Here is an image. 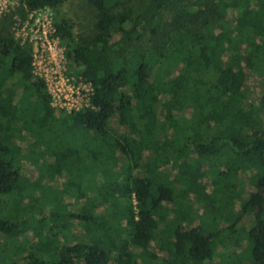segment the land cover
I'll use <instances>...</instances> for the list:
<instances>
[{"label": "trees", "instance_id": "trees-1", "mask_svg": "<svg viewBox=\"0 0 264 264\" xmlns=\"http://www.w3.org/2000/svg\"><path fill=\"white\" fill-rule=\"evenodd\" d=\"M64 1L22 0L0 16V245L31 230L39 240L0 264H264V0H81L93 18L78 39L76 24L55 22L93 85L91 106L71 114L52 106L14 31ZM32 158L62 167L82 211L55 208L26 178ZM236 211L253 214L246 233ZM153 244L159 254L142 257Z\"/></svg>", "mask_w": 264, "mask_h": 264}, {"label": "rangeland", "instance_id": "rangeland-1", "mask_svg": "<svg viewBox=\"0 0 264 264\" xmlns=\"http://www.w3.org/2000/svg\"><path fill=\"white\" fill-rule=\"evenodd\" d=\"M21 4L22 0H16L15 3L11 4V6H8L5 10H10L13 8L15 9ZM39 13H41V15H36L35 18L42 19V17H47V19L51 21L50 23H53L54 25L56 20H60L63 18L76 24L75 28L73 29V34L76 39H78L81 30H87L93 18L92 12H90L87 8L83 6L81 0H65L63 4L60 5L57 9L54 10L46 8L40 11ZM233 16L234 13H230V17L232 18ZM27 20L29 21V26L25 31H21L19 28H17L18 23L15 25V36L16 39L20 42H28L27 44H30L32 46V50H34V44L33 42H30L29 39L31 34V20L29 19V17H26V19L24 20L21 19V22L26 23ZM43 57L44 60L38 59L36 63L37 67H35V71L38 76L46 75L48 79L54 80L55 82L58 81L60 78L69 79L71 85L75 86H78L79 84H87V88L89 89L88 93H91L93 85L83 75V69L73 64L72 59L67 56V47L62 40H58L52 52L44 54ZM248 76L249 78L247 82V88L251 90L254 96V94L256 95L259 93L258 80L253 73H249ZM87 82L91 84V86ZM254 100H257V95L254 97ZM163 112L164 108L160 105L158 109V116L161 120L164 119ZM254 127H256V130L258 132L264 133V109L259 112V119L257 120V123H254ZM22 146L24 149V154H26V145L24 144ZM28 160L29 161L25 163V167L27 169H29V167L32 169L34 168L35 170H33V172L26 171V178H29L37 189L41 188L42 185L46 187L45 190L48 193V196H50L54 200L53 205H55V208L61 209L63 207H66L68 208V210L71 211L83 210V200L78 198L72 191L69 190L70 188L68 186L67 179L64 173H61L62 167H60L58 163H55V160L53 158L47 160V164L49 165H45V168L43 170H38L37 168H35L34 163H32L35 160L34 158H32V161L30 159ZM40 163H42V161ZM59 163L62 164V161ZM26 178H24L23 180H25ZM206 184V182L204 183V185L201 184V186H199L197 190V196L202 199L203 203L207 202L208 194L212 192V189H210V187ZM40 195L41 192L38 190L37 197L41 199ZM29 201L30 199L26 198L25 201L21 203L20 211L25 213L26 210L29 209ZM135 210L138 211L137 207H135ZM235 214H237V218L240 219L239 226L242 230H244L243 232L246 233L245 231L252 223L253 214L243 215L239 211H236ZM183 222L185 224L188 223L192 225H197L199 223V220L196 219V217L193 218L192 216L186 215L183 218ZM31 225L37 226L38 223L32 222ZM87 228V225L76 221L74 222L73 232L78 237H82L85 232V229ZM165 236L169 238V234H165ZM10 241L11 242H9L6 248L0 245L1 260H3L4 257H6L8 254L11 255V253L12 255L14 254L16 258L18 257V254H21V252H23L21 256H25L28 254V251H30V247H32L33 251L36 252V247L39 245V240L33 236V230H31L27 238L26 235H23L21 237L16 238L15 240ZM26 242L28 243L27 245ZM158 254L159 251L157 250L156 245L153 244L151 250L143 252L141 256L156 257ZM131 262L127 261L126 263V260L120 258L116 254H113L112 262H110V264H129Z\"/></svg>", "mask_w": 264, "mask_h": 264}, {"label": "built area", "instance_id": "built-area-1", "mask_svg": "<svg viewBox=\"0 0 264 264\" xmlns=\"http://www.w3.org/2000/svg\"><path fill=\"white\" fill-rule=\"evenodd\" d=\"M15 1L16 0H0V16L4 13L12 11L14 8L10 10L5 9L8 6H11V4L15 3ZM46 8L48 9L49 7H44L27 15V17H29V19L31 20V34L29 39L30 42H33L34 44L32 56L35 74L37 60H44V54L52 52L57 41L61 40L57 35L55 25L53 23L51 24V21H49L47 17L41 16L42 19L35 18L36 15H41V13L39 12ZM16 24L17 28H19L21 31H25L29 26V21L27 20L26 23H23L21 22V20L19 22V19H17ZM25 43V41L22 42V44ZM38 77H41L46 82L47 89L49 91V94L51 95V104L54 108L61 109L66 113L71 114L89 108L91 106L90 98L93 95V88L91 87L92 91L89 94L87 84H79L78 86H75L71 85L69 79L60 78L55 82L54 80L48 79L46 75H41ZM89 85L91 86V84Z\"/></svg>", "mask_w": 264, "mask_h": 264}]
</instances>
